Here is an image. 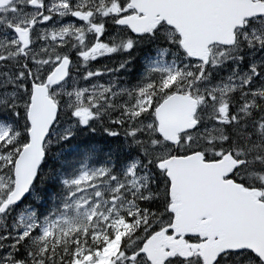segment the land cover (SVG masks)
Segmentation results:
<instances>
[{"label": "snow or ice", "instance_id": "snow-or-ice-1", "mask_svg": "<svg viewBox=\"0 0 264 264\" xmlns=\"http://www.w3.org/2000/svg\"><path fill=\"white\" fill-rule=\"evenodd\" d=\"M0 264H264V0H0Z\"/></svg>", "mask_w": 264, "mask_h": 264}, {"label": "trees", "instance_id": "trees-1", "mask_svg": "<svg viewBox=\"0 0 264 264\" xmlns=\"http://www.w3.org/2000/svg\"><path fill=\"white\" fill-rule=\"evenodd\" d=\"M88 141H83V142H80V148H83L85 146V144H87ZM94 143H97V144H100L101 146L105 145L106 144V141L104 140L103 137H97L96 140L94 141Z\"/></svg>", "mask_w": 264, "mask_h": 264}]
</instances>
